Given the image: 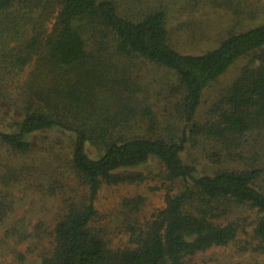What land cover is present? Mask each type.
Segmentation results:
<instances>
[{
    "label": "trees",
    "instance_id": "trees-1",
    "mask_svg": "<svg viewBox=\"0 0 264 264\" xmlns=\"http://www.w3.org/2000/svg\"><path fill=\"white\" fill-rule=\"evenodd\" d=\"M167 16L164 6L124 15L115 0H0V100L14 113L5 127L0 125V146L27 154L36 133L68 132L73 135L68 163L87 189L86 200L67 202L47 231L40 264H185L187 258L236 239L240 224L229 217L240 208L256 212L253 238L264 252V163L198 174L182 159L185 136L152 130L150 108L138 118L133 93L126 88L128 92L115 94L105 85L115 70L103 56L112 47V55L145 58L169 70L174 76L169 100L191 133L240 156L248 138L264 133V23L230 33L206 52L183 54L169 43ZM28 30L30 36L22 38ZM17 39L23 42L12 44ZM243 57H250L249 64L213 106L215 117L198 123L205 89ZM28 65L32 69L22 80ZM115 83L127 87L124 79L116 77ZM102 89L118 96L99 116L95 101ZM136 127L145 129L139 133ZM89 146L96 156L89 154ZM151 159L163 167L164 206L143 221L146 199L123 198L122 224L130 245L112 248L95 207L96 195L103 184L142 180L141 173L128 170ZM19 173L9 171L4 185L18 182ZM15 204L13 195L0 190V225ZM42 227L38 223L34 234L12 224L1 240L13 251L8 239L40 240Z\"/></svg>",
    "mask_w": 264,
    "mask_h": 264
},
{
    "label": "rangeland",
    "instance_id": "rangeland-1",
    "mask_svg": "<svg viewBox=\"0 0 264 264\" xmlns=\"http://www.w3.org/2000/svg\"><path fill=\"white\" fill-rule=\"evenodd\" d=\"M115 2L119 12L129 16L164 6L168 15L169 43L183 54L206 52L215 48L230 33L241 32L264 23V0H115ZM52 22L53 19L47 26L51 27ZM22 36L29 37V30ZM22 42L23 39H17L12 44ZM111 50L112 47H108L105 52L103 51L104 58L112 62L115 70L112 79L110 78L105 85L112 86L115 94L121 90L128 92L129 89L135 97L138 118H141L139 116L142 114L141 110L150 108L155 120L152 130L155 128L163 135H174L179 138L185 136L182 159L194 165L198 174H212L223 166L248 169L264 163V133L258 137L248 138L242 155L230 156L215 140L193 135L190 126L173 108L172 99L169 100L168 86L174 81V76L169 70L145 58L112 55ZM249 59L250 57H243L236 61L205 89L195 118L198 123L203 124L215 117L213 106L228 92L241 69L249 64ZM31 69L32 65L25 67L22 80ZM116 77L124 79L127 87L115 83ZM106 91L102 89L96 93L95 104L100 109L97 113L99 116L108 112V107L118 96L114 98ZM9 109L8 104L0 100V125L3 127L14 115ZM143 118L145 121L142 126L146 128L148 117L144 115ZM140 129L137 128L139 133ZM31 142L32 149L27 154L14 153L7 147L0 146V190L9 197L13 195L16 201L14 211L0 225V264H40V253L47 244V231L53 227L65 204L71 200L79 202L86 200L87 189L79 184L68 163L73 135L58 130H47L33 135ZM88 152L90 155H97L93 147L89 146ZM16 169L21 171L18 174V182L4 185L3 176ZM128 173H141L143 179L115 185L103 184L94 200L96 209L102 214L100 223L105 227L106 239L112 248L130 245L129 236L122 224L123 198L141 195L146 199L141 212L143 221L164 206L166 189L163 185V167L157 160L151 159L141 167L128 170ZM261 184L264 185V179ZM256 218L254 210L238 209L229 217L240 224L236 239L226 246L211 247L187 258L185 264H264V252L258 248L257 241L253 238V223ZM38 223L43 226L42 239L28 238L18 243L12 238L8 239L9 246L15 249L13 251L9 250L8 245L3 244L5 242L1 240L3 232L12 224L25 227L28 232L34 233ZM18 254L23 258L18 257Z\"/></svg>",
    "mask_w": 264,
    "mask_h": 264
}]
</instances>
